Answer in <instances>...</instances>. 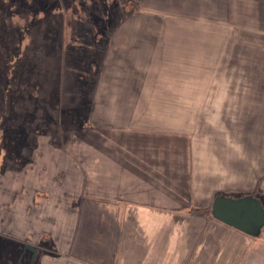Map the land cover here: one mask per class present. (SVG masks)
Returning <instances> with one entry per match:
<instances>
[{
  "label": "crops",
  "instance_id": "1",
  "mask_svg": "<svg viewBox=\"0 0 264 264\" xmlns=\"http://www.w3.org/2000/svg\"><path fill=\"white\" fill-rule=\"evenodd\" d=\"M126 13L66 21L56 130H0V239L32 264H264V224L211 213L251 196L264 214V0Z\"/></svg>",
  "mask_w": 264,
  "mask_h": 264
},
{
  "label": "rangeland",
  "instance_id": "2",
  "mask_svg": "<svg viewBox=\"0 0 264 264\" xmlns=\"http://www.w3.org/2000/svg\"><path fill=\"white\" fill-rule=\"evenodd\" d=\"M133 1L0 0V130L17 135L33 132L41 123L56 130L61 116L46 108L52 109L60 96V66L71 58L66 21H78L88 29L90 18L125 17ZM41 118L43 122H37ZM2 148L1 143L0 160L8 150ZM11 150L9 163H17L20 152L17 146ZM14 243L0 239V264H29L30 252Z\"/></svg>",
  "mask_w": 264,
  "mask_h": 264
},
{
  "label": "water",
  "instance_id": "3",
  "mask_svg": "<svg viewBox=\"0 0 264 264\" xmlns=\"http://www.w3.org/2000/svg\"><path fill=\"white\" fill-rule=\"evenodd\" d=\"M211 213L218 221L256 236L264 224V214L258 201L251 196L229 198L218 196L212 203ZM35 255V250L27 247Z\"/></svg>",
  "mask_w": 264,
  "mask_h": 264
}]
</instances>
